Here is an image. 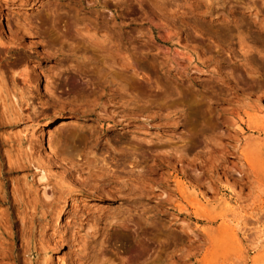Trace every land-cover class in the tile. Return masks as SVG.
<instances>
[{"label":"rangeland","instance_id":"1","mask_svg":"<svg viewBox=\"0 0 264 264\" xmlns=\"http://www.w3.org/2000/svg\"><path fill=\"white\" fill-rule=\"evenodd\" d=\"M87 254L264 264V0H0V264Z\"/></svg>","mask_w":264,"mask_h":264},{"label":"bare ground","instance_id":"2","mask_svg":"<svg viewBox=\"0 0 264 264\" xmlns=\"http://www.w3.org/2000/svg\"><path fill=\"white\" fill-rule=\"evenodd\" d=\"M236 120V119H235ZM49 145V144H48ZM260 157V156H259ZM97 159V158H96ZM120 159H117L115 156L114 157H111V159H110V161H108L107 159H103V161H102V165H101V167L100 168H104L105 169V167H107V173L109 174V175H107V177L105 178V181L107 180L108 181V183L109 184H111V183H116L115 182V180H117L118 179V173H117V171H119V169L121 168V166H123V165H125L124 163L126 162L125 160L124 161H119ZM100 161V160H99ZM122 162H124V163H122ZM78 163V162H77ZM99 163V162H98ZM76 164V163H75ZM79 164V163H78ZM84 164V163H83ZM87 164V166L88 165H90L91 163H86ZM92 164H94V163H92ZM127 164V163H126ZM85 165V164H84ZM75 166V165H74ZM79 166H81V165H79ZM126 167V166H125ZM127 168V167H126ZM132 168V167H131ZM104 169H102L101 171H103ZM114 169H116V170H114ZM114 170V171H113ZM123 170V169H122ZM69 171V170H68ZM78 171V170H77ZM100 171V170H99ZM131 171H132V169H131ZM89 174H90V172H89ZM95 174H97L96 172H95ZM106 174V173H105ZM79 175V174H78ZM46 176V175H45ZM45 176H43V177H45ZM73 176H74V173H73V170L71 171H69V173H68V178L70 177V179L71 178H73ZM103 176H105V175H103ZM47 177V176H46ZM64 177V176H63ZM101 178V177H100ZM119 178H120V176H119ZM65 180V179H64ZM74 180V179H73ZM67 181H68V179H67ZM70 181V180H69ZM81 181V180H80ZM63 182V181H62ZM91 182V181H90ZM89 182V183H90ZM119 182H120V180H119ZM122 182V181H121ZM125 182V181H124ZM71 183V182H70ZM97 183V182H96ZM68 184V183H67ZM94 184V183H93ZM64 185V184H63ZM127 185V184H126ZM116 186V185H115ZM93 187L95 188V186L93 185ZM60 188V187H59ZM96 188H97V190L99 191H101V189L102 188H100V186L98 187V185L96 186ZM115 188V187H114ZM73 189V190H72ZM69 188L67 191H61V193H59V196H58V198H56L53 202L51 201V202H47V201H49L48 199H50L49 198V196L47 195L46 196V191L43 193V195L44 196H46L47 197V201L46 200H43V198H42V200L40 199L39 201L41 202L40 204H39V202H38V200L36 201L37 202V204L35 205L36 207H40V205L42 206L41 208L43 209H41L42 210V215L39 217V221L42 223V222H44L45 223V225L44 226H46V225H50V223L51 222H53V220L56 218L55 216H56V214H58V212L60 211V205H61V202H62V200L63 199H65L66 197H68L69 195H71L74 191H84V190H82L81 188L79 189V188ZM90 189H92V187L90 188ZM111 189V188H110ZM119 189V188H118ZM117 188L115 189V190H112V191H116V192H121V190H118ZM87 191H88V189H87ZM86 191V192H87ZM97 191V192H98ZM103 191V190H102ZM60 192V191H59ZM89 192V191H88ZM114 192H112V193H114ZM5 195V194H4ZM43 196V197H44ZM38 197V196H37ZM35 203V202H34ZM35 208V207H34ZM36 209V208H35ZM35 215V214H34ZM33 217V216H32ZM36 215L34 216V219H36ZM116 218V217H115ZM33 219V218H32ZM113 220V219H112ZM31 222V221H30ZM182 224H183V226L184 227H188L189 226V224H188V222H186L185 220L184 221H182ZM192 233H194V231H192ZM96 250V249H95ZM91 254V253H90ZM94 254V253H93ZM90 257L91 256H88V254L85 256V263L86 264H94L95 263V261H96V263H97V260H95L98 256L97 255H94V256H92V258H91V260H89L90 259ZM101 257V256H100ZM91 261H94V262H91ZM74 263L76 264V262L74 261ZM79 264H80V262H79ZM81 264H84V263H81ZM102 264V263H101Z\"/></svg>","mask_w":264,"mask_h":264}]
</instances>
